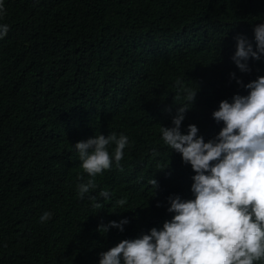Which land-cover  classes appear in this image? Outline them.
<instances>
[{
	"label": "trees",
	"instance_id": "trees-1",
	"mask_svg": "<svg viewBox=\"0 0 264 264\" xmlns=\"http://www.w3.org/2000/svg\"><path fill=\"white\" fill-rule=\"evenodd\" d=\"M3 4L9 13L0 23L12 34L0 39V264H99L101 252L171 220L169 196L194 199L191 165L161 139L185 103L175 82L198 88L182 133L195 124L205 142L214 139L223 122L212 113L248 92L230 74L245 84L264 76V55L247 61L248 73L232 60L238 35L255 50L264 0ZM113 133L130 135V148L81 199L77 174L92 178L74 145ZM121 198L127 203L118 207ZM44 212L52 216L41 223ZM125 218L123 231L97 230Z\"/></svg>",
	"mask_w": 264,
	"mask_h": 264
},
{
	"label": "clouds",
	"instance_id": "clouds-1",
	"mask_svg": "<svg viewBox=\"0 0 264 264\" xmlns=\"http://www.w3.org/2000/svg\"><path fill=\"white\" fill-rule=\"evenodd\" d=\"M8 13V5L0 0V20ZM9 30L8 24L0 23V39L11 35ZM254 40L255 50L245 36L236 37L232 60L242 73L251 71L247 63L250 58L260 60L264 55V22L254 27ZM3 70L0 64V77ZM230 77L248 92L234 94L231 102H220L212 116L217 123L223 122V127L207 142L197 135L195 124L188 125L186 134L181 131L198 88H188L177 78L175 83L185 103L172 117L173 126L161 127V139L181 154L185 164L191 165L195 173L191 185L194 199L169 196L167 211L174 213L171 220H166L160 229L153 227L147 234L123 239L101 252L99 264H264V76L246 84L235 73ZM130 144V135L117 137L113 133L95 135L74 145L84 173L92 178L84 182L77 174L82 181L77 185L81 199L97 187L94 178L110 170L113 160L120 167ZM112 145L115 147L110 153ZM149 184L154 190L158 188L154 178ZM98 196L111 199L107 190H101ZM89 199L94 208L101 207L97 196ZM126 203L123 198L116 201L118 207ZM51 216V212H44L40 222L46 223ZM128 222L126 218L110 221L97 230L106 233L115 227L123 231Z\"/></svg>",
	"mask_w": 264,
	"mask_h": 264
}]
</instances>
